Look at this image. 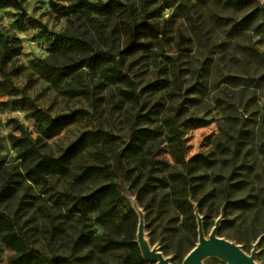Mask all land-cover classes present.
<instances>
[{
	"label": "rangeland",
	"instance_id": "1",
	"mask_svg": "<svg viewBox=\"0 0 264 264\" xmlns=\"http://www.w3.org/2000/svg\"><path fill=\"white\" fill-rule=\"evenodd\" d=\"M87 1L115 8L94 24L63 16L52 5L62 4L57 0H0V52L8 42L13 48L0 70V176L15 188L1 211L49 256L83 258L78 264H156L142 256L141 231L168 264H183L198 231L184 222L170 189L157 180L181 172L192 180V203L196 217L207 222L206 237L220 222L221 237L248 254L257 250L256 260L264 264V0L242 9L226 0ZM94 28L109 38L94 51L120 62L140 104L126 98L128 86L111 84L86 67L59 83L40 71L44 62L64 64L52 52V34L94 36ZM134 31L141 48L127 55L124 46ZM37 110L53 117L82 113L58 135L38 140ZM80 140L71 169L100 165L96 153L102 152L135 217L123 222L113 216L102 224L99 213H64L65 194L87 196L102 178L82 183L51 176L40 185L24 178L17 144L33 142L41 152L60 155ZM146 182L156 187L143 190ZM82 233L92 241L79 243ZM106 239H132L135 245L115 249ZM14 257L0 240V264H26ZM202 264L228 263L208 258Z\"/></svg>",
	"mask_w": 264,
	"mask_h": 264
},
{
	"label": "trees",
	"instance_id": "2",
	"mask_svg": "<svg viewBox=\"0 0 264 264\" xmlns=\"http://www.w3.org/2000/svg\"><path fill=\"white\" fill-rule=\"evenodd\" d=\"M62 4L53 2L54 8H59L63 16H72L75 19L86 18L92 20V23L98 21L100 16L111 13L113 3L111 2H90L87 0H57ZM227 4L235 8H246L255 0H226ZM119 5V4H118ZM120 6V5H119ZM116 6V7H119ZM95 17V18H92ZM128 21L135 22L133 16H127ZM243 21L236 22V25H241ZM95 27V25H94ZM138 28V25L136 26ZM93 35L90 34H71L68 32L52 34L54 37L52 44V52L56 57H64V64L57 66L50 65L47 62L42 63L40 71L52 78L54 82L66 80L72 73L86 67L92 71L98 72L111 84H124L130 89L124 91L127 99L140 104V94L134 87V81L130 75L122 70L120 62L111 53H102L94 51V48H99L98 43H106L108 37L100 28L93 29ZM127 33V32H126ZM136 31L130 34V41L124 46V53L127 55L140 50L141 44L136 39ZM106 45V44H105ZM13 48L10 43H5L0 52V70H4L13 56ZM74 91V92H73ZM73 94H85L82 90H71ZM78 92V93H77ZM79 110L67 114H60L53 117L41 110L36 111L38 133L41 138L51 139L58 135L61 130L68 124L76 122ZM20 141V140H19ZM83 140H80L71 145L66 151L60 155H52L44 153L33 142H20L16 146L21 149L20 157L26 163L24 178L32 184H43L47 177L51 176H71L78 182L86 183L91 178H102L104 183L87 196H74L65 194L63 197L64 213L69 217L80 215L86 217L91 213H99V221L102 224L111 221L113 216H116L123 222H127L128 218L133 215L134 211L126 206L124 198L120 194L117 184L114 182V174L109 163V158L102 160L105 155L102 152H97L96 156L101 160L100 165H91L83 167L79 172L71 169L72 159L79 152ZM133 153L135 147L131 146ZM3 185L0 189V205L5 202L10 196L14 195L15 188L10 184L9 178L1 175ZM159 186L164 189H170L172 201L175 207L184 216V222L191 225L193 231H198V219L195 214V209L192 203L193 183L187 175L181 172H173L168 178H159ZM139 181H136L137 183ZM154 186L150 182H146L142 189L152 191ZM62 205V204H61ZM204 229L207 227V222L204 220ZM0 240L9 246L15 252V260L23 261L26 264L35 262V264H78V261H83V258L64 255H47L46 253L36 249L31 244L29 238L23 233L16 218L7 216L0 209ZM92 241V237L88 233L80 234L79 243H88ZM106 244L115 249H122L129 245H135L131 239L114 240L106 239Z\"/></svg>",
	"mask_w": 264,
	"mask_h": 264
},
{
	"label": "water",
	"instance_id": "3",
	"mask_svg": "<svg viewBox=\"0 0 264 264\" xmlns=\"http://www.w3.org/2000/svg\"><path fill=\"white\" fill-rule=\"evenodd\" d=\"M197 219L198 243L187 255L183 264H202L208 258H219L228 264H259L256 260L257 250H253L248 254L234 242L219 235L220 222L215 224L210 235L206 237L203 220L201 217ZM138 243L145 260L156 261V264H168L161 252L150 248L141 231L138 235Z\"/></svg>",
	"mask_w": 264,
	"mask_h": 264
},
{
	"label": "clouds",
	"instance_id": "4",
	"mask_svg": "<svg viewBox=\"0 0 264 264\" xmlns=\"http://www.w3.org/2000/svg\"><path fill=\"white\" fill-rule=\"evenodd\" d=\"M165 15H167V13H165Z\"/></svg>",
	"mask_w": 264,
	"mask_h": 264
},
{
	"label": "crops",
	"instance_id": "5",
	"mask_svg": "<svg viewBox=\"0 0 264 264\" xmlns=\"http://www.w3.org/2000/svg\"><path fill=\"white\" fill-rule=\"evenodd\" d=\"M263 1V0H262Z\"/></svg>",
	"mask_w": 264,
	"mask_h": 264
}]
</instances>
